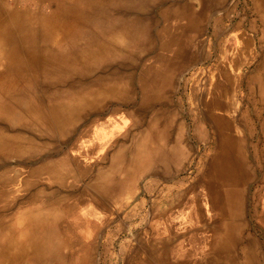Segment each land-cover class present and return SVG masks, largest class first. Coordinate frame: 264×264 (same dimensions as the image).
I'll return each instance as SVG.
<instances>
[{"label": "bare ground", "instance_id": "1", "mask_svg": "<svg viewBox=\"0 0 264 264\" xmlns=\"http://www.w3.org/2000/svg\"><path fill=\"white\" fill-rule=\"evenodd\" d=\"M95 1L0 0V160L26 157L37 164L0 174V264H95L103 224L121 211L132 219L141 204L140 178L176 175L189 161L183 128L176 136L173 130L175 116L162 122L163 115L140 113L133 74L155 48L160 8L175 25L164 30L165 42L140 85L152 90L145 107L168 96L175 74L203 50L198 34L207 14L196 12L192 0H176L175 8L168 0H117L102 8ZM41 2L51 11L43 12ZM235 60L233 73L218 64L210 98L199 97L192 108L209 144L198 172L188 184L165 187L167 207L151 209L149 229L137 247L129 245L124 264H264V241L253 232L258 227L264 236V62L250 77L256 105L238 114L243 61ZM111 65L118 69L110 71ZM109 99L121 107L107 116ZM89 114L100 117L90 133L70 142L71 155H43L52 153L54 137L57 146L65 144L60 139ZM251 140L255 148L248 153ZM30 189L33 196L16 207L15 199Z\"/></svg>", "mask_w": 264, "mask_h": 264}, {"label": "rangeland", "instance_id": "2", "mask_svg": "<svg viewBox=\"0 0 264 264\" xmlns=\"http://www.w3.org/2000/svg\"><path fill=\"white\" fill-rule=\"evenodd\" d=\"M117 2H118L117 0H99V1H95L93 5L100 6V8H102V5L104 4H110L114 6L117 4ZM176 2H177L176 0H168V4L172 5L173 8L178 6L177 4H175ZM186 2L187 0H185L184 3ZM191 4L193 5L194 10H196V12H198L200 15L207 14V17L204 20L205 23L203 30L198 34L199 42L204 47L203 50L195 54L194 59L189 61L187 64L183 65V67L175 74V81L172 89L173 92L171 91L168 96L167 94H165L164 96L157 98V100H153L151 105L149 104L146 107L145 105H143V103L145 104L144 101L148 99V95L152 92V90L147 91V89L143 88V86L140 85L141 76L144 72L145 67L148 64H151L155 60L157 55H159L161 47L165 42V38L163 35L164 30L169 28L170 22L173 24V21L176 20L174 18L161 16L160 8H157L156 12L154 13V20L156 21V27H155L156 32L153 35V43L155 45V48L153 50L146 51L144 53V57L142 61L138 62V64L134 68V74H133L134 83L136 82L134 84L135 104L140 108V113L145 114L146 118L149 119L153 118V116L156 115H163L164 119L162 122H164L167 119L166 117L175 116L173 130L176 136L178 134L179 128L180 127L183 128L182 136L186 144L189 146L188 150H186V153H188L189 155V161L187 163V166L176 175L166 178V176L164 177L156 172L155 174H152V176L145 175L143 176V178L141 177L142 179L140 178V184L142 188L137 192L136 198L138 200L137 202H141L142 205L140 204L139 206H137V208H135V213L132 219L126 218L125 211L124 212L121 211V213H117V216L113 217L111 220H108L107 223L103 224L102 227L103 230H101L99 233L100 235L98 238L96 254H95V264H106V263L124 264L125 259L129 257L131 254L129 245H131L132 247H137V244L140 241L141 233L143 232L145 233L149 229L148 227L151 218L149 212L151 211V209L155 207L162 210L163 208L167 207L168 205L167 201L170 197H167V195L162 194L163 191L170 185L175 186L180 183L188 184L189 181H191L195 177L196 173L198 172L197 171L198 166L200 165L201 155L209 147V144H207L208 143L206 142L207 140L201 138V135L203 133H206L207 131V129L205 128L206 126L203 125V122L197 121L192 108L196 106L195 101L199 99V97L205 96V99L210 98L211 96L210 92L213 82V80L211 79H214V77H212L213 76L212 71L218 68V64L222 63L226 68H228L229 72L233 73L234 71L237 70L235 59L237 57H241V60L243 62L238 67L239 68L238 71L241 73L243 78L240 87V95H238V97L236 98V105H237L236 113L244 114L247 110H251V108H253L256 105V101L258 97H251V96L249 97L248 92L250 87V77L256 73V71L259 69V66L264 62L263 61L264 60V50H263L264 49V0H223L221 2L219 0H192ZM30 6L33 7V4H31ZM40 6H41L40 9H42L43 12L48 13L51 11L49 4L46 2H41ZM55 6L56 4L55 5L53 4V7ZM111 19H113V17H111ZM174 25L175 24H173L172 26ZM86 26L84 25L83 28L85 30H88L89 27L88 25ZM259 35L261 36V40ZM122 66L124 68L126 67L128 68V66L125 64ZM114 69H118V67L116 65L114 66L111 65L110 71H115ZM181 77L183 78V80ZM108 107L106 109L107 111L109 110L107 116L113 112L114 108L121 107V104L117 99H109ZM219 113H223V112H219ZM99 117L100 115L98 116L96 114H89L85 120L80 122V124L77 126V129L71 130V133L68 136H64L60 139V141L62 140V142L64 143L68 140L69 142L67 141L65 143L66 145L61 144L60 147L57 146L54 137L52 142L53 145L52 144L51 145L52 147H54L55 150L53 149L52 153L48 151H43V155L45 156L51 155L56 157L57 159L67 158L69 155H71V151L73 150V145L76 143L77 139L83 134L90 133L92 131L90 129L91 125H93L94 122L99 119ZM143 129H139V131L142 132ZM134 131L135 133H137L138 130H134ZM197 137L201 140H198ZM70 142H72L73 145ZM254 142L250 143L248 147V153H251L254 150L255 148ZM67 144L69 145V147ZM263 146H264L263 144L260 145V147ZM116 147L117 146H114L108 152L106 157L107 160H105L104 163L102 164H107L106 162H109V160L111 159V157L113 156L116 150ZM38 157H40V155ZM6 160L7 161L5 162L0 160V165H1L0 174L2 173L3 169L8 166L9 167L28 166L30 167V169L32 168V166L34 167L37 166V164L31 166L30 165L31 161L30 162L25 161L28 160L26 157L9 158ZM74 167L75 169H77L78 166L74 165ZM88 177L90 178V176H86L83 178L82 185L89 181ZM255 184L256 181L253 180V182L251 183V187H253ZM54 187L56 188L59 186L55 184ZM150 187L153 188L151 189ZM32 190L34 189H30L24 196H18L15 199L17 205L16 207H18L20 203L23 202V200L25 201V198L27 200L33 196ZM27 194L30 195L27 196ZM249 198L251 200L250 193H249ZM144 202L146 205L144 204ZM247 204L249 208L250 203L248 202ZM15 210H17V208ZM128 223H130L132 227ZM131 230L133 232L135 231L134 233L136 234L137 238H133L131 236L130 234L132 232ZM253 232L263 243L264 241L263 231L258 227H254ZM64 252L71 253V250L65 248Z\"/></svg>", "mask_w": 264, "mask_h": 264}]
</instances>
